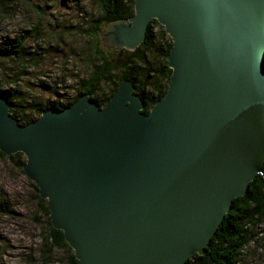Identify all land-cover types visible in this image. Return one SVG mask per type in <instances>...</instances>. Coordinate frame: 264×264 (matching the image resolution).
Wrapping results in <instances>:
<instances>
[{"label":"water","instance_id":"water-1","mask_svg":"<svg viewBox=\"0 0 264 264\" xmlns=\"http://www.w3.org/2000/svg\"><path fill=\"white\" fill-rule=\"evenodd\" d=\"M98 30L135 50L150 21L171 40L165 95L143 114L122 80L24 126L0 97V151L21 153L77 264H185L264 165V0H134Z\"/></svg>","mask_w":264,"mask_h":264},{"label":"rangeland","instance_id":"rangeland-1","mask_svg":"<svg viewBox=\"0 0 264 264\" xmlns=\"http://www.w3.org/2000/svg\"><path fill=\"white\" fill-rule=\"evenodd\" d=\"M99 14L95 0H0V44L23 36V46L39 61L38 68H29L20 77L22 81L18 88L23 90L20 92L22 99L15 102L14 110L20 109L21 102L24 106L28 101L41 104L60 101L70 106L76 101L75 97L81 92L80 85L88 81L92 73L88 56L91 45L81 31L89 28V21ZM104 26L99 29L101 32ZM33 30L35 33L31 34ZM157 31L158 27L154 29L155 33ZM59 37L63 43H58ZM47 47L49 49L44 53L42 49ZM52 47L55 49L51 50ZM106 51V58L118 64L119 50L111 48ZM127 51L131 52L126 50L122 56H126ZM18 71L13 69L12 73L15 75ZM2 79L7 77L3 75L0 81ZM98 87L96 93L105 95V83L101 82ZM7 157L0 158V203L6 201L9 205L7 213H0V264H67L68 253L63 250L53 249L50 255L45 254L46 217L39 211L35 190L29 184L32 182L24 173L21 175ZM257 231L260 239L250 243L243 255L244 262L239 264H264V221Z\"/></svg>","mask_w":264,"mask_h":264},{"label":"trees","instance_id":"trees-1","mask_svg":"<svg viewBox=\"0 0 264 264\" xmlns=\"http://www.w3.org/2000/svg\"><path fill=\"white\" fill-rule=\"evenodd\" d=\"M95 2L100 14L94 20L89 21V23L91 22L89 28L85 31L81 29L82 35L88 37L91 45L88 54L92 64V73L89 80L80 85L81 92L79 95L88 94L92 102L98 107H102L121 81L129 80L132 84L135 82L133 84L134 94L136 93L135 95H138L142 100L143 109L141 112L146 114L154 103L166 93L171 75L166 56L171 48V40L165 34L163 27L157 21L152 20L148 24L144 41L135 49L136 51H127L126 56H122V53L126 52V50L118 51L117 64L106 58L108 54L106 49L102 48L98 30L111 21L131 17L133 15L132 6L134 0H95ZM156 27H158L159 31L155 33L154 29ZM33 33H35L34 30L31 34ZM59 38L60 42L58 43H63L62 37ZM22 43L23 36H20L13 39L12 42L7 39L0 44V78L3 75L5 78L7 77V79L0 81V97L5 98L10 104V115L19 124L23 125L34 121L33 119L38 118L41 112L48 108L58 110L68 105L65 106L60 101L46 102L44 104L28 101L24 106H22L23 102H21L20 109H13L16 106L15 102L17 103L19 99H22L20 92H23V90L18 88L21 86L20 82L22 81L20 77L26 74L25 70L39 67V61L34 59ZM48 49L49 47L43 48L42 51L47 53ZM54 49L52 47L51 50ZM8 67L11 68L9 69ZM12 68L19 70V73L14 75ZM101 82H104L107 88L106 94L103 96H99L96 93ZM79 95L75 97L74 101ZM34 114L39 116H34ZM4 157L5 155L0 152V158ZM23 157L24 155L21 153L7 157L18 168V172L21 175L23 174L21 169L25 162ZM29 184L35 190V198L40 207L39 211L41 215L46 217L48 224V233L43 237L45 254L50 255L53 249H60L68 253L67 264H77L73 251L64 241L62 232L53 229L50 224L46 201L39 197L36 186L33 183ZM249 184L245 195L233 200L229 213L225 215L207 247L200 254H195L188 259L186 264H239L244 262L243 255L246 254L245 250H248L251 242L260 239L257 228L264 221V166L261 175H257ZM8 208L9 205L6 201L0 203V213H7ZM48 242L49 246L47 245Z\"/></svg>","mask_w":264,"mask_h":264},{"label":"bare ground","instance_id":"bare-ground-1","mask_svg":"<svg viewBox=\"0 0 264 264\" xmlns=\"http://www.w3.org/2000/svg\"><path fill=\"white\" fill-rule=\"evenodd\" d=\"M58 1H59V0H58ZM132 7H133V6H132ZM130 8H131V7H130ZM126 19H127V18H126ZM66 20H67V19H66ZM146 31H147V30H146ZM34 32H35V31H34ZM18 45H19V44H18ZM7 46H8V45H7ZM106 49H109V50H110L111 48H106ZM135 51H136V50H135ZM15 53H16V52H15ZM88 53H89V52H88ZM82 55H83V54H82ZM129 55H130V54H129ZM88 56H89V55H88ZM120 57H121V56H120ZM120 57H119V59H120ZM129 58H130V57H129ZM136 60H137V59H136ZM138 60H139V59H138ZM139 61H140V60H139ZM146 61H147V60H146ZM135 62H136V61H135ZM141 62H142V60H141ZM150 63H151V62H150ZM23 66H24V65H23ZM124 67H125V66H124ZM104 69H105V68H104ZM147 71H148V70H147ZM141 73H142V72H141ZM147 73H148V72H147ZM150 73H151V72H150ZM150 73H149V74H150ZM143 74H144V73H143ZM135 76H136V75H135ZM139 76H141V75H139ZM141 77H142V76H141ZM118 80H119V79H118ZM142 80H143V79H142ZM120 81H121V80H120ZM139 82H140V81H139ZM134 83H135V82H134ZM134 83H133V84H134ZM141 86H142V85H141ZM135 89H136V88H135ZM135 94H136V93H135ZM50 95H51V93H50ZM137 96H138V95H137ZM53 97H54V96H53ZM55 98H56V97H55ZM106 102H107V101H106ZM153 103H154V102H153ZM144 104H145V103H144ZM99 107H100V106H99ZM21 111H22V109H21ZM146 114H147V113H146ZM24 116H25V115H24ZM12 117H13V116H12ZM22 163H23V162H22ZM263 166H264V165H263ZM262 169H263V168H262ZM255 178H256V177H255ZM255 178H254V179H255ZM254 179H253V180H254ZM249 185H250V184H249ZM37 190H38V189H37ZM0 198H1V197H0ZM44 200H45V199H44ZM254 200H255V199H254ZM45 201H46V200H45ZM46 202H47V201H46ZM46 205H47V204H46ZM227 214H228V213H227ZM227 214H226V215H227ZM220 225H221V224H220ZM218 228H219V227H217V229H218ZM217 229H216V231H217ZM216 231H215L214 233H216ZM214 235H215V234H214ZM214 235H213V236H214ZM186 262H187V261H186ZM186 262H185V264H186Z\"/></svg>","mask_w":264,"mask_h":264}]
</instances>
